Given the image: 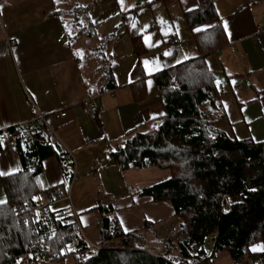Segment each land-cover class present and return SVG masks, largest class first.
Segmentation results:
<instances>
[{"label": "crops", "instance_id": "0c3cea01", "mask_svg": "<svg viewBox=\"0 0 264 264\" xmlns=\"http://www.w3.org/2000/svg\"><path fill=\"white\" fill-rule=\"evenodd\" d=\"M78 1L0 0V129L29 121L33 102L55 130L59 144L76 157L72 205L87 238L93 243L102 241L99 207L112 203L126 233L142 230L146 221L154 223L159 238L149 234L145 245L162 253L166 248L163 241L172 233L162 237L160 227H177L180 221L170 202H155L139 190L167 181L171 173L158 167L121 170L112 152L130 134L147 132L164 115L163 100L155 78H148L144 99L136 100L131 77L138 63L134 45L126 55L121 51L112 55L109 48L120 41L119 29L113 27L101 39L98 30L104 20L94 21L89 15L96 0ZM205 1L174 0L168 5H176L173 14L182 17V31L168 20V68L154 74L202 57L199 32L213 29L212 43L222 45L204 59L209 70L221 78L218 86L224 93L226 119L217 126L231 137L264 142V0H211L216 19L190 28L185 14L200 9ZM135 4L134 0L129 11L135 10ZM4 33L16 43L11 50ZM130 36L133 42L135 36ZM110 77L114 87L108 86ZM225 77L231 81L224 83ZM237 83L242 88L236 89ZM89 101L105 110L98 119L83 113L82 107ZM61 111L65 116L56 115ZM21 169L18 144L1 147L0 170L16 174ZM7 176L0 177V198L6 202L3 179ZM64 177L57 156L43 161L39 180L44 191L62 186ZM230 201L241 202L242 196ZM67 207V202L60 206ZM257 245L264 248V242ZM253 247V254L264 253L252 251ZM168 249V257L180 261L179 249ZM241 263L250 260L245 257ZM196 264L236 263L227 251H220L212 260Z\"/></svg>", "mask_w": 264, "mask_h": 264}, {"label": "trees", "instance_id": "16d2710c", "mask_svg": "<svg viewBox=\"0 0 264 264\" xmlns=\"http://www.w3.org/2000/svg\"><path fill=\"white\" fill-rule=\"evenodd\" d=\"M158 1L169 5L174 0L145 4ZM185 15L192 29L216 19L211 0ZM212 31L199 32L202 57L153 75L164 115L147 132L130 134L112 152L121 170L158 167L170 171L167 181L139 190L155 202H170L180 221L163 241L165 251L149 250L145 245L149 234L159 238L154 223L146 221L142 230L126 233L109 203L99 207L101 243L108 244L107 248L88 253L84 262L76 259L77 264H196L212 260L220 251H227L236 264H245L241 263L245 257L250 260L246 264L259 260L264 264V253L251 252V247L264 242V142L231 137L217 126L226 119V111L218 86L221 78L204 59L222 45L212 43ZM140 42L134 40L137 55L143 52ZM131 77L135 98L141 101L148 76L140 61ZM108 86L114 87L111 77ZM16 143L22 169L3 179L7 202L0 205V264H16L15 257L31 252L37 243L50 257L61 244L69 247L74 242L72 231L55 222L54 216L37 223L26 212L19 216L27 207H35L44 191L39 180L43 161L52 156L61 160L59 147L41 132L32 145L24 139ZM235 196H242V201L231 204ZM168 247L179 249L180 261L168 257Z\"/></svg>", "mask_w": 264, "mask_h": 264}, {"label": "built area", "instance_id": "2783aa9c", "mask_svg": "<svg viewBox=\"0 0 264 264\" xmlns=\"http://www.w3.org/2000/svg\"><path fill=\"white\" fill-rule=\"evenodd\" d=\"M150 2L154 0H143ZM9 49H13L15 41L11 40L4 33ZM236 89L242 88L239 83L235 85ZM33 115L29 121L16 125L15 127L0 129V138L3 140V145L15 143L18 140L24 139L28 145H32L36 140V135L40 132L50 139L51 143L59 147L61 153V162L64 172V183L62 186L51 187L40 194L36 199L34 208L27 207L19 216L24 213L31 214L34 222H39L45 218L54 216L55 222H59L62 226H67V229L72 231L74 242L67 247L61 244L54 255L48 257L45 248L41 243H37L36 248L31 252H27L15 257L16 264H65L68 258H75L80 263L84 262L88 253L107 248L106 243H93L85 233V228L80 222L78 214L75 212L72 205V189L77 178V160L73 152L65 147H62L56 137L55 130L47 122L46 116L41 114L35 104L32 102ZM85 115L93 119H98L105 110L100 108L93 101L87 102L82 107ZM57 116H65V112L61 111ZM63 202L68 203L66 209H61L60 206ZM19 225L22 220L18 221ZM102 221H100L101 225ZM176 229L167 225L160 227V234L162 237H167L169 234L174 233ZM182 264V263H177ZM258 264H262L259 260Z\"/></svg>", "mask_w": 264, "mask_h": 264}, {"label": "rangeland", "instance_id": "374dc122", "mask_svg": "<svg viewBox=\"0 0 264 264\" xmlns=\"http://www.w3.org/2000/svg\"><path fill=\"white\" fill-rule=\"evenodd\" d=\"M91 1L93 2L94 0ZM135 1L136 4L133 6L135 10L129 11V7L134 3V0H123V5L118 3L117 0H96L93 2L89 15L94 21H100V18L104 20L102 26H100L98 30L101 39L104 38L113 27L119 29L117 35L120 41L115 47L109 48V52L112 55H115L116 51H121L126 55L134 45L133 42L135 38L141 41L143 52L137 55V60L140 61L150 81L151 78H154L153 75L155 72L168 68L169 58L168 55H165V53H168L169 44L168 20L171 18L170 20L178 27L177 30L181 32V22L183 19L179 15L173 14V11L175 12L173 9H176V5L175 8H173V5L168 6V3H164V1L148 5L145 4L143 0ZM78 2H80V0ZM76 12L79 14L82 13L78 8ZM73 13H75V11H73ZM102 14L106 17H100ZM130 35H133V37L135 36L133 42ZM117 48L120 49L117 50ZM123 53L119 54L123 55ZM121 59L123 60V57H121ZM124 61L125 60H123V62ZM145 61H149L150 63L145 65ZM148 78L146 79V84H148ZM65 264H77V262L75 258H68Z\"/></svg>", "mask_w": 264, "mask_h": 264}, {"label": "snow or ice", "instance_id": "6c2138e0", "mask_svg": "<svg viewBox=\"0 0 264 264\" xmlns=\"http://www.w3.org/2000/svg\"><path fill=\"white\" fill-rule=\"evenodd\" d=\"M53 2H57V0H53ZM118 3H121L123 5V0H117ZM147 43V40H146ZM165 55H168V53H165ZM145 65H148L150 62L149 61H145L144 62ZM162 115V114H161ZM154 118V117H153ZM3 140L2 138H0V147H3ZM13 173L11 171H5V170H0V177H4L6 175H12ZM6 200H4L3 198H0V205L5 204ZM264 250V248H261V246L257 245L255 247L252 248V251H256V250Z\"/></svg>", "mask_w": 264, "mask_h": 264}]
</instances>
